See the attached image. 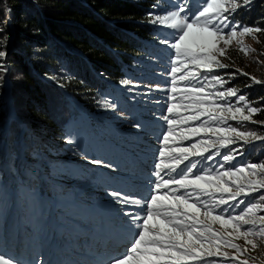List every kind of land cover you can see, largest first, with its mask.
<instances>
[{"label": "snow or ice", "instance_id": "snow-or-ice-1", "mask_svg": "<svg viewBox=\"0 0 264 264\" xmlns=\"http://www.w3.org/2000/svg\"><path fill=\"white\" fill-rule=\"evenodd\" d=\"M252 3L203 0L194 12L192 0H154V10H168L149 12L146 20L169 30L170 39L161 43L170 50L171 58L166 85L146 87L148 92L167 95V114L160 117L166 130L150 193L145 197L120 190L107 193L121 206L129 237L124 252L110 256L106 264H264V161L226 167L237 156L243 157L246 145L264 142V134L242 130L249 123L264 126V120L254 119L264 113V105L254 106L256 101L249 100L247 93L227 85L237 74L249 77L246 88L264 85V79L243 69L216 74L231 67L223 60L229 58L234 44L244 55L257 52L243 38L251 36L259 42L264 28L234 19ZM6 39L0 38V44ZM5 56L0 51V58ZM256 62L264 63L258 58ZM8 71L0 63V73ZM121 84L138 87L126 79ZM101 106L116 108L108 100ZM66 141L73 143L71 138ZM217 157L220 162L215 166H205ZM0 264L24 262L0 252ZM33 264L48 262L38 256Z\"/></svg>", "mask_w": 264, "mask_h": 264}, {"label": "trees", "instance_id": "trees-1", "mask_svg": "<svg viewBox=\"0 0 264 264\" xmlns=\"http://www.w3.org/2000/svg\"><path fill=\"white\" fill-rule=\"evenodd\" d=\"M202 2L192 0L194 12L199 10L195 5ZM153 3L154 0H0V38H7L0 44V51L6 52L0 63L9 69L0 73V147L16 158L19 148L28 146L32 155L49 165L38 145L52 151L56 147L53 139L71 138L73 143L66 141L64 147L73 146L86 157L119 159L114 143L126 145L128 136L104 120L106 114L101 112L107 108L101 102H114L119 110L146 126L121 81L136 77L144 65L143 58L160 56L162 52L155 41L166 37L168 31L151 25L146 17L149 12L160 14L167 8L154 10ZM234 19L264 28V0H253ZM234 71L224 69L223 73ZM8 80L21 121L9 116V102L4 97ZM250 83L249 77L237 74L227 86L234 84L241 89L240 94L247 93L249 100L256 101L254 106L264 105V85L246 88ZM254 119L264 120V113ZM252 125L264 134V126ZM243 151L237 164L264 161V142L246 145ZM1 178L0 171V182ZM13 195L11 187L0 186L2 212ZM2 197L5 205L1 204Z\"/></svg>", "mask_w": 264, "mask_h": 264}, {"label": "rangeland", "instance_id": "rangeland-1", "mask_svg": "<svg viewBox=\"0 0 264 264\" xmlns=\"http://www.w3.org/2000/svg\"><path fill=\"white\" fill-rule=\"evenodd\" d=\"M166 38L170 39L168 32L166 37H158L155 41L162 48L160 56L143 58L144 65L140 66L136 77L130 80L138 87H124L146 126L142 121L131 117L130 113L119 110L117 106L101 112V115L106 114L104 120L128 136V139H124L126 145L111 141L118 147L119 159H85L86 156L73 146L64 147L66 140L61 137L53 139L56 147L52 151L44 150L38 145L40 152L49 159V165L40 157L32 155L28 146L19 148L16 158H12L5 147H0V186L11 187L13 194L20 189L22 196L13 195V201L6 206L8 208L3 212L0 208V252L21 261H27L32 256L29 261L32 264L45 249H51L49 245L46 246L49 243L52 247L54 244L55 247H60L61 257L67 253L73 256L84 253L88 258L95 252L94 248L101 247V238L113 232L123 240L122 246L125 247L129 237V233H124L129 231L127 218L121 206L113 202L107 193L120 190L126 195L145 197L151 191L160 140L166 130L160 117L167 114V95L158 91L148 92L146 86L166 85L171 58L170 50L161 43ZM243 40L245 45L257 49V52L244 55L235 50L239 46L234 44L233 50L228 52L229 58L223 60L231 65L227 70L243 69L250 75L264 79V63L256 62L257 58L264 62V55L260 54L264 52V34H259V42L251 36H246ZM223 70H219L220 75L225 74ZM134 124H140L141 127L137 129L133 127ZM233 124L236 126L235 122ZM242 130L260 132L251 123ZM96 160L103 163L91 162ZM236 160L226 167L236 165ZM218 162L219 157L205 166H215ZM5 197L1 200L3 205L6 203ZM111 244H107L109 248L104 250H114ZM29 247L34 250L32 255L28 252ZM78 249L84 251L78 252ZM102 252L104 251H100ZM100 253L95 256L103 264L106 261L98 257ZM261 253H264V249H261ZM68 259L75 260L73 257ZM261 259L264 260V255H261ZM64 262L62 259L61 263Z\"/></svg>", "mask_w": 264, "mask_h": 264}, {"label": "bare ground", "instance_id": "bare-ground-1", "mask_svg": "<svg viewBox=\"0 0 264 264\" xmlns=\"http://www.w3.org/2000/svg\"><path fill=\"white\" fill-rule=\"evenodd\" d=\"M89 245V244H88ZM117 245L115 244L114 246H112L113 247V249H115V248H117L116 249V251H111V252H102V253H100V251H98V250H96V248H94L95 249V252H93V253H91V255L90 256H92V258L95 260V263L94 262H91V263H89V259H90V256L87 258L86 257V255H84V253L82 254H79L78 256H73V255H71L70 257H73V258H75V260L73 261V260H70V259H66L65 260V263H71V264H102V260H98V259H96L97 257L95 256V254L97 255L98 253H100L99 255H98V257L99 258H101V259H103V261L105 260V261H107V259L110 257V256H119L120 254H122L123 252H124V250H125V247H122V249L121 248H119V247H116ZM63 249V248H62ZM50 250L51 249H45V251L42 253V255H41V257H43L44 258V260H46L47 262H48V264H58V260H59V258H60V254H58V259L56 260L55 258H52V254L53 253H51V255H50V257H49V255L47 254V253H49L50 252ZM61 250V249H60ZM118 250H119V252H118ZM118 252V253H117ZM87 253H88V251H87ZM81 255H84V257L83 258H80L81 257ZM100 261H101V263H100ZM103 264H106V262H104Z\"/></svg>", "mask_w": 264, "mask_h": 264}, {"label": "water", "instance_id": "water-1", "mask_svg": "<svg viewBox=\"0 0 264 264\" xmlns=\"http://www.w3.org/2000/svg\"><path fill=\"white\" fill-rule=\"evenodd\" d=\"M7 94V99H8V109H9V116L11 118H15L19 121H21V118L20 116L17 114L16 110H15V107L13 105V100H12V97H11V87L9 88V91L6 93Z\"/></svg>", "mask_w": 264, "mask_h": 264}]
</instances>
